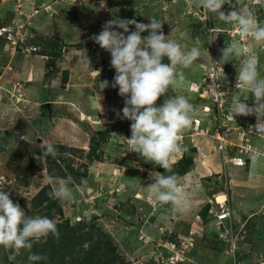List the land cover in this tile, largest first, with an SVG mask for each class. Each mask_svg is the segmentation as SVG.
Here are the masks:
<instances>
[{"label":"rangeland","instance_id":"obj_1","mask_svg":"<svg viewBox=\"0 0 264 264\" xmlns=\"http://www.w3.org/2000/svg\"><path fill=\"white\" fill-rule=\"evenodd\" d=\"M239 6L264 22V0H239ZM222 10L233 9L225 4ZM133 18L158 20L166 36L172 33L169 38L185 50L197 47L201 54L183 69L187 86H170L157 101L184 95L197 113L180 133V150L167 172L130 151L131 121L116 115L124 98L118 88H99V81L111 84L116 73L111 54L89 37L109 20ZM233 40L256 57L264 78V43L242 40L235 25L203 12L198 0H0V54L13 60L14 72L29 74L14 81L0 57V191L9 192L26 216L54 220L60 234L32 240L13 260V250L0 246V264H92L97 257L105 264H264V137L252 133L255 116L229 119L235 101L248 98L251 104L253 97L235 89L234 62H217L220 49ZM17 81L19 87L27 82V100L10 91ZM48 143L56 158L37 160ZM222 148L227 168L221 167ZM253 150L262 154L256 163L249 158ZM150 174H175L196 196L197 207L180 214L156 201L147 188ZM225 176L231 180L229 197ZM59 180L71 189V201L49 196ZM218 193L231 205L220 207ZM223 208L231 213L230 225L214 216ZM91 231L102 245L89 259L87 240L75 247L68 241ZM32 253L45 259L32 262Z\"/></svg>","mask_w":264,"mask_h":264},{"label":"clouds","instance_id":"obj_2","mask_svg":"<svg viewBox=\"0 0 264 264\" xmlns=\"http://www.w3.org/2000/svg\"><path fill=\"white\" fill-rule=\"evenodd\" d=\"M225 4L231 5L233 10L227 13L223 11ZM198 6L203 12L216 13L219 20L235 25L242 40L251 38L257 44L264 43V22H258L251 11L241 9L239 0L236 4H232V0H198ZM149 20L150 23L147 24L137 22L134 18L119 19L118 23L109 20L102 25L99 34H93L89 39L111 54L110 65L115 69L116 75L111 84L107 80L99 81V88L101 91L109 86L118 88L119 95L124 98V107L118 110L116 115L120 119L131 121V137L127 138L130 151L167 172L171 167V157L180 150V133L192 126L197 113L184 95L165 99L161 105H157V101L170 86H187L183 69L191 67L201 54L197 47L185 50L184 46L169 38L172 33L168 36L163 33V24L154 18ZM130 26H134L135 30H131ZM117 28L123 31H118ZM145 32L148 35L142 36ZM208 33L210 38L214 36L215 28L209 29ZM220 52L218 63L224 65L234 62L237 92L247 89L253 97L251 104L246 102L248 98L235 101L229 108V119H235L237 116H255L256 124L253 125L252 133L264 137V78L258 74L256 57L246 53L235 40L226 41V46L221 48ZM165 58L169 63L163 62ZM86 62L91 63L87 56ZM94 72L99 77L100 73ZM41 153L42 155L36 156L37 160L49 156L56 158V149L51 143H48ZM227 153L221 152L224 162L222 168H227ZM261 155L253 150L249 158L256 163ZM241 159L245 161V158ZM245 164L246 161L240 167ZM150 178L152 183L147 188L156 201L171 204L174 211L180 214L189 210L188 200L192 193L180 186L175 174H160L155 177L150 174ZM68 180L70 181L71 177ZM230 182L228 179L225 181L228 197ZM49 196L62 202L73 199L72 191L65 180H59L49 192ZM225 204L231 205L229 199ZM220 207H223V204ZM229 220H226L223 226L230 225L227 223ZM49 234L59 239L60 234L54 220L48 217L26 216L20 204L10 199L9 192L0 191V246L5 250H13L14 254L9 256V260H13L21 249L31 248L32 240H39ZM28 259L40 262L45 257L32 253Z\"/></svg>","mask_w":264,"mask_h":264},{"label":"crops","instance_id":"obj_3","mask_svg":"<svg viewBox=\"0 0 264 264\" xmlns=\"http://www.w3.org/2000/svg\"><path fill=\"white\" fill-rule=\"evenodd\" d=\"M6 51V50H5ZM4 51V52H5ZM6 56H7V58H8V54H6V53H2V54H0V57H2V58H4L5 59V61H7V58H6ZM19 59H17V61H21V62H28L26 59H24V57L23 58H21V57H18ZM21 58V59H20ZM9 61H7L5 64H6V66H5V71H13V69H14V62H13V60H11V59H8ZM14 72V71H13ZM1 75H4V74H1ZM12 76H13V79H14V81H16V80H19V79H21V80H26V79H28V78H24V77H28L29 76V74L28 75H26V74H18V69H17V71L16 72H14V75H13V73H12ZM1 81V80H0ZM28 81V80H27ZM4 82V81H3ZM27 83V82H26ZM26 83L24 82V86L25 87H22V86H18L17 84H20V85H22V83L20 82V81H17V82H13L12 83V87L14 88L13 90H10L11 92H13L14 94H15V96L17 97H19V96H22L23 98H24V100L26 99V97H27V94H28V92L27 91H29V89H27V86H26ZM5 90H9V89H5ZM17 93V94H16ZM28 98V97H27ZM27 100V99H26ZM181 186V185H180ZM182 187V186H181ZM186 191V190H185ZM152 196H154L153 194H152ZM197 199H196V196L195 195H193V196H191L190 198H189V200H188V204H189V207L191 208V209H195L196 207H197Z\"/></svg>","mask_w":264,"mask_h":264},{"label":"trees","instance_id":"obj_4","mask_svg":"<svg viewBox=\"0 0 264 264\" xmlns=\"http://www.w3.org/2000/svg\"><path fill=\"white\" fill-rule=\"evenodd\" d=\"M227 179L229 181H231L230 177L228 178L227 176H225V181ZM94 233H95L94 231L88 232L87 233V237H84V236H74L73 237L72 236L73 238H71L68 242L75 247L76 245H84L85 241L87 240V243H89L90 246H91V250H87V251H89L87 253V257H89V259H90L91 255H95V253H99V251L101 249V245H102V244H100V242H98L97 240L94 239ZM65 237H63V238H61L60 240L57 241L58 242L57 244L59 246L61 245L62 240ZM62 262L65 263L64 257L62 258ZM91 262H92V264H105L106 263V261H104V259H101L99 257L91 259ZM54 264H59V262H57V260H56V262ZM71 264H75V262H73ZM87 264H89L88 261H87ZM107 264H108V261H107Z\"/></svg>","mask_w":264,"mask_h":264},{"label":"bare ground","instance_id":"obj_5","mask_svg":"<svg viewBox=\"0 0 264 264\" xmlns=\"http://www.w3.org/2000/svg\"><path fill=\"white\" fill-rule=\"evenodd\" d=\"M6 30V29H5ZM25 69H27V67L26 66H24L23 67V70L24 71H26ZM213 88H215L213 85H210V87H209V89L210 90H212ZM214 90V89H213ZM183 188V187H182ZM149 193H150V191H149ZM138 197H139V195H138ZM215 199H217V202H218V204H222V203H224V202H226V200H227V196L225 195V194H223V193H218V194H216V198ZM192 210H194V209H191L190 207H189V210L187 211V212H185V213H189L190 211H192Z\"/></svg>","mask_w":264,"mask_h":264},{"label":"built area","instance_id":"obj_6","mask_svg":"<svg viewBox=\"0 0 264 264\" xmlns=\"http://www.w3.org/2000/svg\"><path fill=\"white\" fill-rule=\"evenodd\" d=\"M223 149V151H225L226 149L225 148H222ZM215 216H218V219H219V221H220V223L222 224V222L226 219H231V217H230V211L227 209V208H223L222 210H221V212L220 213H215ZM229 216V217H228ZM227 217V218H226ZM225 220V221H226ZM224 221V222H225ZM223 222V223H224Z\"/></svg>","mask_w":264,"mask_h":264}]
</instances>
